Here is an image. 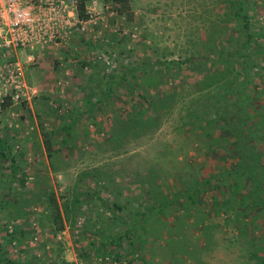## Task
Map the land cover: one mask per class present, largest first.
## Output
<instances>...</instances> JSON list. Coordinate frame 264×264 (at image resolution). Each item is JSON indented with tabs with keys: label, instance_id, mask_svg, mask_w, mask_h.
Segmentation results:
<instances>
[{
	"label": "rangeland",
	"instance_id": "obj_1",
	"mask_svg": "<svg viewBox=\"0 0 264 264\" xmlns=\"http://www.w3.org/2000/svg\"><path fill=\"white\" fill-rule=\"evenodd\" d=\"M225 1L128 0L119 13L112 0H85L88 18L75 16L67 37L24 65L29 100L13 101L0 75L9 151L0 159V264H254L240 218L230 208L217 215L212 203L222 201L218 190L230 196L236 178L243 192L252 188L233 174L238 152L217 119L224 100L262 133L264 164V0H249L246 44ZM236 49L235 68L218 60ZM28 52L0 53V65ZM10 157L17 179L2 193ZM51 190L68 207L61 231L48 215ZM253 216L257 240L264 228Z\"/></svg>",
	"mask_w": 264,
	"mask_h": 264
},
{
	"label": "trees",
	"instance_id": "obj_2",
	"mask_svg": "<svg viewBox=\"0 0 264 264\" xmlns=\"http://www.w3.org/2000/svg\"><path fill=\"white\" fill-rule=\"evenodd\" d=\"M114 4V9L122 13L125 10L129 9L128 0H112ZM227 10L225 16L229 19V21H233L235 27L241 34L245 35L244 43L250 42L253 35L251 33V25H250V17H249V0H226ZM77 14L78 17L82 20H86L88 18L87 13H85V0H77ZM238 49L233 51H225L220 53L218 56L219 61H226V63L233 62V68L237 64V61L232 57ZM171 61H165V65L172 64ZM113 75L108 77V80H111ZM155 80H151V83H154ZM245 117H250L249 114H242L241 109L236 103H230L227 100L223 101L221 107H219V113H217V119L220 121L221 126H223L228 134L231 136L234 141L235 148L238 152V163H236L233 169V174L237 177H247V179L252 183V188L249 192H243V184H241L240 180L235 179V181L229 186V197H225V192L222 190H218L222 201L216 199L214 203H212L213 209L215 213L218 215L221 211H226L227 208H230L237 218H240L236 227L238 228V233L240 235L245 234L248 242L254 241L252 243V249H250L251 257L254 259V264H264V232L261 233V237L257 240L255 239V235H253V231L260 227L255 222V216L258 215L261 219L262 226L264 228V164L262 161V153L258 149L260 146V142L257 141L259 137H261L262 133H259L258 130L254 129L252 133L249 125L247 126L244 122ZM264 134V131H263ZM49 133L46 131H42V137L46 144V149L48 150V157H52L50 150L51 144L48 140ZM5 145L4 141L0 139V159L4 156L9 155V151L5 154L2 153L3 146ZM7 158V157H6ZM11 159V174L8 179V183L6 185V190L2 193H8L10 190L12 183L17 179L16 172L18 170V166L13 157ZM227 173H230L227 170ZM226 174V172L224 173ZM211 181L217 182L215 176L211 179H206L203 182H196L191 189L187 191V198L191 201H194L195 196L200 192L199 187L201 185L209 184ZM238 181V182H237ZM212 188V187H209ZM183 197V196H182ZM47 210L49 219L52 220L54 224L55 231H61L65 226V220L69 218L68 215V207H61L60 203L55 196L53 190L47 193ZM14 208V211L11 212L14 218L19 215L18 205H8ZM162 206H158L155 208H148L147 211L141 212L139 215L142 219H145L147 216L152 213L161 212ZM254 212V214L250 217L249 222L244 221V217L250 215V213ZM254 225V226H253ZM121 237V235H119ZM117 236V238L119 237ZM104 259L109 260V257H104ZM6 264H13V262L5 259ZM127 264H132L131 261H128Z\"/></svg>",
	"mask_w": 264,
	"mask_h": 264
},
{
	"label": "built area",
	"instance_id": "obj_3",
	"mask_svg": "<svg viewBox=\"0 0 264 264\" xmlns=\"http://www.w3.org/2000/svg\"><path fill=\"white\" fill-rule=\"evenodd\" d=\"M75 16L77 22L85 21L78 17L76 0H0V53L29 50L25 60L16 57L0 65L13 101L30 99L24 65L36 59L37 49L67 37Z\"/></svg>",
	"mask_w": 264,
	"mask_h": 264
}]
</instances>
